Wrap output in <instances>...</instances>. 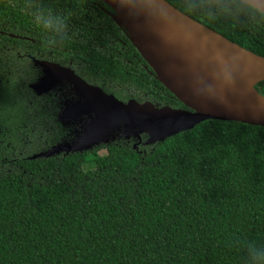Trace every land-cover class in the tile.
I'll return each mask as SVG.
<instances>
[{
  "label": "trees",
  "instance_id": "1",
  "mask_svg": "<svg viewBox=\"0 0 264 264\" xmlns=\"http://www.w3.org/2000/svg\"><path fill=\"white\" fill-rule=\"evenodd\" d=\"M40 2L68 18L71 40L47 44L23 0H0V264H246L235 241L264 244L263 125L208 119L151 145L29 158L61 140L51 98L29 86L31 56L72 62L123 99L187 108L106 2ZM193 18L264 56V26Z\"/></svg>",
  "mask_w": 264,
  "mask_h": 264
},
{
  "label": "water",
  "instance_id": "2",
  "mask_svg": "<svg viewBox=\"0 0 264 264\" xmlns=\"http://www.w3.org/2000/svg\"><path fill=\"white\" fill-rule=\"evenodd\" d=\"M103 1L113 8L114 12L107 11L108 14L125 29L133 45L153 69L156 79L187 108L159 105L153 101L134 98L124 101L100 86L89 83L68 66L31 56L33 65L43 69V74L29 84L36 94L41 95L55 88L62 90L61 86L64 84L68 86L67 94L71 98L67 100L68 96L66 97L60 120L73 133L70 138L59 140L51 147L30 155V159L89 151L119 140H134V147H138L143 142V135L147 136L143 143L151 145L193 129L208 119L264 126V94L256 87L259 82L264 81L263 55L193 18L198 26L203 25L202 30L207 33L204 38L206 45H223L263 69L261 76L250 88H240L231 97L227 108L217 105L201 106L193 100L189 91L191 73L185 61L187 53L178 47L163 45L147 31L138 29L142 35L135 33L129 29L109 0ZM196 67L201 72L206 69L203 61Z\"/></svg>",
  "mask_w": 264,
  "mask_h": 264
},
{
  "label": "clouds",
  "instance_id": "3",
  "mask_svg": "<svg viewBox=\"0 0 264 264\" xmlns=\"http://www.w3.org/2000/svg\"><path fill=\"white\" fill-rule=\"evenodd\" d=\"M118 14L133 28L147 31L165 46L183 49L191 73L189 91L201 106L228 107L247 75L242 58L223 45L204 43L206 32L193 17L208 23L219 21L235 25L264 26V0H109ZM22 10L33 18L49 45H62L72 39L68 18L45 7L40 0H23ZM203 61L201 72L197 64ZM235 245L246 254V264H264V244L237 239Z\"/></svg>",
  "mask_w": 264,
  "mask_h": 264
},
{
  "label": "flooded vegetation",
  "instance_id": "4",
  "mask_svg": "<svg viewBox=\"0 0 264 264\" xmlns=\"http://www.w3.org/2000/svg\"><path fill=\"white\" fill-rule=\"evenodd\" d=\"M135 47V46H134ZM143 57V56H142ZM134 58L135 59H137V55L135 54L134 55ZM43 59H45V58H43ZM48 60H52V59H48ZM54 61H56V62H59V63H61L62 65H65V66H68V67H70V68H72L79 76H81L82 78H84L85 80H87L89 83H91V84H95V85H97V86H100L104 91H106V92H108V93H112V94H114L115 96H117L118 98H120V99H122V100H124V101H127V100H129V99H137V100H139V101H151V100H149V99H139V98H136L135 96H134V93H132V92H130L129 91V93L125 96L126 97V99H123L122 97H119L118 96V94L116 93V91L114 90V88H111V87H107V86H105V85H101V84H98V83H94V82H91L87 77H86V75L82 72V71H80L79 69H77L74 65H73V63L72 62H64V61H61V60H54ZM134 63H136V61L134 60ZM149 64H144L143 63V66H144V68H146L148 71H150V73H152L153 74V69L152 70H150L149 69ZM43 74V69L42 68H40V67H36V70L33 72V76H32V80L33 81H35L36 79H38L41 75ZM33 81H31V82H33ZM30 82V83H31ZM29 83V84H30ZM62 88V90H60V89H57V88H55V89H51L49 92H45V93H42L41 95H39V96H46V97H49V98H51V100H52V110H53V114H52V118H53V120L55 121V122H57V123H59V125L61 126L60 127V129L58 130V135H59V137H60V139L62 140V139H68V138H70L71 137V135H72V133L73 132H71L72 130H70V128L69 127H67V126H65L64 124H63V122L60 120L61 119V114H62V112L64 111V108H65V104H64V101H65V99H66V97L68 96V94H67V90H68V86H66L65 84L64 85H62L61 86ZM120 90H123V89H120ZM38 95V94H37ZM45 97V98H46ZM71 97H70V95L68 96V98H67V100H69ZM156 103V102H155ZM156 104H159V103H156ZM56 143V142H55ZM54 143V144H55ZM53 145V144H52ZM51 145V146H52ZM50 147V146H49Z\"/></svg>",
  "mask_w": 264,
  "mask_h": 264
},
{
  "label": "bare ground",
  "instance_id": "5",
  "mask_svg": "<svg viewBox=\"0 0 264 264\" xmlns=\"http://www.w3.org/2000/svg\"><path fill=\"white\" fill-rule=\"evenodd\" d=\"M124 22L128 25L129 29H131L132 31H134L137 34L142 35V33L138 29L131 27L125 20H124ZM213 45H216V44L213 43ZM241 58H242L244 67L246 68V72H247L245 82L243 83L241 89H246V88H250L257 81V79L263 73V69L254 65L253 63H251L247 59H245L243 57H241Z\"/></svg>",
  "mask_w": 264,
  "mask_h": 264
},
{
  "label": "rangeland",
  "instance_id": "6",
  "mask_svg": "<svg viewBox=\"0 0 264 264\" xmlns=\"http://www.w3.org/2000/svg\"><path fill=\"white\" fill-rule=\"evenodd\" d=\"M25 66H27V65H25ZM32 76H33V74H31ZM51 147V146H50ZM49 148V147H48Z\"/></svg>",
  "mask_w": 264,
  "mask_h": 264
}]
</instances>
